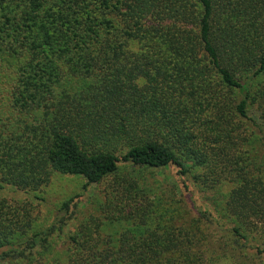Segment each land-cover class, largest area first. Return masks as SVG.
<instances>
[{
    "label": "trees",
    "instance_id": "trees-1",
    "mask_svg": "<svg viewBox=\"0 0 264 264\" xmlns=\"http://www.w3.org/2000/svg\"><path fill=\"white\" fill-rule=\"evenodd\" d=\"M0 62V192L77 176L117 214L56 251L79 195L47 226L0 195V264H264V0H0ZM170 166L213 211L156 178Z\"/></svg>",
    "mask_w": 264,
    "mask_h": 264
},
{
    "label": "rangeland",
    "instance_id": "rangeland-1",
    "mask_svg": "<svg viewBox=\"0 0 264 264\" xmlns=\"http://www.w3.org/2000/svg\"><path fill=\"white\" fill-rule=\"evenodd\" d=\"M6 86L9 87V84H6ZM6 98L7 97L3 98L2 101H4ZM250 111L251 116H254L258 120H261V112L259 110L251 109ZM246 128H248L247 131L250 134L249 142H253L255 140V137L258 135L257 133H254V129L251 126L246 125ZM254 147L260 152H264V144L262 142L255 141ZM209 156H211V158H219V151L212 150ZM258 163L259 166H261V168L263 169L260 174L263 175L261 179L264 181V160H261V162L258 161ZM207 168L210 174H213V171L216 170L213 163L208 164ZM140 171H142V169L137 166L127 165L121 169L116 177H124L123 180H126L133 178L132 175L140 173ZM155 174L156 178L161 181L166 179L165 184H167L169 187H171V185L172 187H174L175 181L178 182V185L183 188L185 197L190 203L191 207L195 208L196 206L198 209H208L213 211V204L207 200L206 195L201 191V189L199 190L190 180L186 179L185 177H181L178 174V169L175 166H170L166 169H159L155 172ZM84 184L85 180L82 177L57 174L54 175L49 180V182H47L46 185L43 186L39 191L23 192L9 188L3 190V192H0V195L6 194L8 198L23 200L25 203H28L29 207H31L33 210V216L35 218L36 224L40 226H47L50 224L53 219L55 210L60 206L62 201H64L65 199H69L72 196L79 195L78 200H81L80 210H75V213L71 219L70 225L66 229V232L57 233L54 236L56 251H61L62 248L66 247L65 245H63V243L66 242L65 236L67 234L73 233V231H75V229L79 226L80 221L84 217H87L90 214L101 216L114 214L112 216H117V214L113 212H104V210H101V207L98 206L97 201L101 198H105V188L107 182L91 185L88 187V190L86 192H83ZM230 188L231 186L229 184L220 188L222 192H226L223 196L224 198L226 194H228V192L232 189ZM215 199L216 201H221V204L223 205V200H220L219 198ZM111 221L112 225H108L106 229L109 230L108 232H115L120 228V221L112 219L105 220L106 223H110Z\"/></svg>",
    "mask_w": 264,
    "mask_h": 264
}]
</instances>
